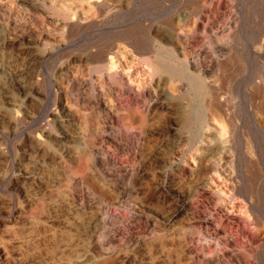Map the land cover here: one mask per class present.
Wrapping results in <instances>:
<instances>
[{"label":"rangeland","instance_id":"374dc122","mask_svg":"<svg viewBox=\"0 0 264 264\" xmlns=\"http://www.w3.org/2000/svg\"><path fill=\"white\" fill-rule=\"evenodd\" d=\"M17 2L0 0V264H264V0Z\"/></svg>","mask_w":264,"mask_h":264},{"label":"bare ground","instance_id":"6f19581e","mask_svg":"<svg viewBox=\"0 0 264 264\" xmlns=\"http://www.w3.org/2000/svg\"><path fill=\"white\" fill-rule=\"evenodd\" d=\"M35 1V0H34ZM38 1V0H37ZM61 1V0H60ZM89 1H91L93 4H95V5H97L98 3H100V0H89ZM108 1V0H107ZM16 2H17V0H16ZM6 3V2H5ZM18 3V2H17ZM35 3V2H34ZM48 3V2H47ZM53 3V2H52ZM61 4V3H60ZM63 4V3H62ZM9 5V4H8ZM37 5V4H36ZM57 5H59L58 3H57ZM90 5V4H89ZM94 5V6H95ZM114 5V4H113ZM4 6V5H3ZM19 6H21V5H19ZM31 6V5H30ZM42 6V5H41ZM40 6V7H41ZM92 6V5H91ZM98 6V5H97ZM2 7V6H1ZM16 7V6H15ZM43 7V6H42ZM45 7V6H44ZM61 7V6H60ZM99 7V6H98ZM6 8V7H5ZM14 8V7H13ZM110 8V7H109ZM25 9H26V7H25ZM41 9V8H40ZM63 9H64V7H63ZM96 9V8H95ZM4 10V9H3ZM2 10V11H3ZM15 10V9H14ZM94 10V9H93ZM102 10V9H101ZM104 10V9H103ZM1 11V12H2ZM22 11V10H21ZM46 11V10H45ZM0 12V13H1ZM24 12V11H23ZM27 12V11H26ZM47 12V11H46ZM97 12V11H96ZM103 12H105V11H103ZM3 13V12H2ZM14 13V12H13ZM21 13V12H20ZM48 13V12H47ZM23 14V13H22ZM21 14V15H22ZM37 14V13H36ZM24 15V14H23ZM31 15V14H30ZM30 17V16H29ZM36 17V16H35ZM34 17V18H35ZM39 17H41V16H39ZM49 17V16H48ZM93 17V16H92ZM24 18V17H23ZM42 18H44V17H42ZM47 18V17H46ZM94 18V17H93ZM99 18V17H98ZM15 19V18H14ZM55 19V18H54ZM2 20V19H1ZM32 20V19H31ZM43 20V19H42ZM47 20V19H46ZM58 20V19H57ZM56 20V21H57ZM15 21V20H14ZM23 21V20H22ZM21 21V22H22ZM69 21V20H68ZM97 21V20H96ZM45 22V21H44ZM49 22V21H48ZM47 22V23H48ZM52 22V21H51ZM61 22H63V21H61ZM71 22H73V21H71ZM75 22V21H74ZM4 23V22H3ZM80 23V22H79ZM95 23V22H94ZM10 24H11V22H10ZM9 24V25H10ZM14 24V23H13ZM24 24V23H23ZM32 24V23H31ZM33 24H35V23H33ZM87 24V23H86ZM20 25V24H19ZM25 25H27V24H25ZM41 25V24H40ZM45 25V24H44ZM71 26V25H70ZM72 26H74V25H72ZM80 25H78V27H79ZM86 26V25H85ZM69 27V26H68ZM81 27H82V25H81ZM58 28V27H57ZM28 29V28H27ZM55 29V28H54ZM75 29V28H74ZM85 29V28H84ZM70 30V29H69ZM15 31V30H14ZM29 31V30H28ZM52 31V30H51ZM57 31V30H56ZM61 31V30H60ZM83 31V30H82ZM4 32V31H3ZM16 32V31H15ZM54 32V31H53ZM175 32V31H174ZM73 33H75V32H73ZM66 34V33H65ZM175 34H176V32H175ZM1 35V34H0ZM5 35V34H4ZM54 35V34H53ZM2 36V35H1ZM35 36V35H34ZM60 36V35H59ZM71 36V35H70ZM28 37V36H27ZM38 39H39V37H38ZM177 39V38H176ZM1 41V40H0ZM46 42V41H45ZM12 43V42H11ZM38 43V42H37ZM2 44V43H1ZM140 44V43H139ZM174 45V44H173ZM126 46V45H125ZM142 46V45H141ZM143 46H146V45H143ZM123 47V46H122ZM136 47V46H135ZM120 48V47H119ZM125 48V47H124ZM140 48V47H139ZM1 49V48H0ZM5 49V48H4ZM3 49V50H4ZM7 49V48H6ZM114 49V48H113ZM112 49V50H113ZM128 49V48H127ZM38 50V49H37ZM42 50V49H41ZM102 50V49H101ZM120 49H118V51H119ZM137 50H139V49H137ZM1 51V50H0ZM51 51H52V49H51ZM96 51V50H95ZM94 51V52H95ZM114 51V50H113ZM122 51V50H121ZM127 51V50H126ZM44 52V51H43ZM100 52V51H99ZM138 52V51H137ZM145 53V51H142V52H139L140 54L141 53ZM38 53H39V51H38ZM91 53V52H90ZM7 54V53H6ZM47 54V53H46ZM53 54H54V52H53ZM103 54V53H102ZM106 54H108V53H106ZM126 54V53H125ZM148 54V53H147ZM95 55V54H94ZM98 55V54H97ZM145 55V54H144ZM12 56V55H11ZM41 56V55H40ZM51 56V55H50ZM50 56H48V57H50ZM100 56H101V53H100ZM125 56V55H124ZM5 57H6V55H5ZM48 57H47V59H48ZM52 58H54V57H52ZM99 59H100V57H98ZM102 61L105 59L104 58V56L102 55ZM110 58H112V56H110ZM13 59H14V57H13ZM50 59V58H49ZM95 59H96V57H95ZM127 59H128V57H127ZM6 61V60H5ZM4 61V62H5ZM31 61V60H30ZM49 61V60H48ZM110 61V60H109ZM8 63V62H7ZM27 63V62H26ZM46 63V62H45ZM103 63V62H102ZM13 64V63H12ZM42 64V63H41ZM191 64H193V62L191 63ZM9 65V64H8ZM0 66H2V64L0 65ZM44 66V65H43ZM108 66V65H107ZM151 67H152V70L153 71H157V69L156 68H158L157 66H154V65H152V63H151V65H150ZM162 66V65H161ZM213 66V65H212ZM5 67H6V65H5ZM23 67V66H22ZM61 67V66H60ZM163 67V66H162ZM193 67L194 68H196V65L195 64H193ZM26 68H27V66H26ZM63 68V67H62ZM64 69V68H63ZM26 70V69H25ZM67 70V69H66ZM65 70V71H66ZM161 70V69H160ZM167 70V69H166ZM64 71V72H65ZM70 71V70H69ZM161 71H164V70H161ZM11 73H13V72H11ZM16 73H18V72H16ZM19 73H21V72H19ZM127 73V72H126ZM131 73V72H130ZM63 75V74H62ZM127 75V74H126ZM26 76V75H25ZM5 77V76H4ZM4 77H2V78H4ZM24 77V76H23ZM1 78V77H0ZM12 78V77H11ZM14 78V77H13ZM25 78V77H24ZM132 78V77H131ZM160 78V77H159ZM8 79V78H7ZM16 78H14V80H15ZM118 79V78H117ZM120 79V78H119ZM125 79V78H124ZM123 79V80H124ZM128 79V78H127ZM177 79V78H176ZM13 80V79H12ZM13 80V81H14ZM17 80V79H16ZM15 80V81H16ZM164 80V79H163ZM12 81V82H13ZM24 81V80H23ZM121 81V80H120ZM129 81V80H128ZM128 81H126V82H128ZM131 81H133L132 79H131ZM1 82V81H0ZM7 83V82H6ZM129 83V82H128ZM132 83V82H131ZM163 83V82H162ZM167 84V91H166V94H168V96H174L175 94H177L179 91H180V84H179V82H176L175 80H173V79H170L169 80V82L168 83H166ZM14 85V84H13ZM22 85H23V83H22ZM128 85V84H127ZM131 85V84H130ZM160 85V84H159ZM19 86V85H18ZM153 86V85H152ZM20 87V86H19ZM28 87V86H27ZM151 88V87H150ZM155 88V87H154ZM2 89V88H1ZM150 90V89H149ZM148 90V91H149ZM184 90V89H183ZM33 91V90H32ZM150 93V92H149ZM163 93V92H162ZM28 95V94H27ZM162 95V94H161ZM13 96V95H12ZM149 96V95H148ZM14 97V96H13ZM159 97H160V95H159ZM161 98V97H160ZM159 98V99H160ZM148 99V98H147ZM161 99H163V98H161ZM153 101V100H152ZM178 102V101H177ZM161 103V102H160ZM151 106V105H150ZM153 106V105H152ZM160 106V105H159ZM168 106V105H167ZM212 106V105H211ZM223 106V105H222ZM11 107H13V106H11ZM66 107H68V106H66ZM165 108V107H164ZM69 109V108H68ZM22 110V109H21ZM28 110V109H27ZM26 111V110H25ZM4 112V111H3ZM17 112V111H16ZM24 112V111H23ZM22 112V113H23ZM28 112V111H27ZM8 113V112H7ZM65 113V112H64ZM16 114V113H15ZM19 114H20V112H19ZM6 115V114H5ZM28 115V114H27ZM60 115V114H59ZM58 116V115H57ZM129 116H131V115H129ZM17 117V116H16ZM60 117H61V115H60ZM66 117V116H65ZM69 117H70V115H69ZM71 119V118H70ZM17 121V120H16ZM18 122V121H17ZM62 124V123H61ZM60 124V125H61ZM63 126V125H62ZM216 128V127H215ZM62 130H63V128H62ZM174 130H176V129H174ZM182 130V129H181ZM225 130H226V127L225 126H222V133H225ZM84 131V130H83ZM212 131V130H211ZM67 133H68V131H66ZM64 133V132H63ZM79 133V132H78ZM178 133V132H177ZM65 134V133H64ZM69 134V133H68ZM60 135V134H59ZM207 135V134H206ZM62 136V135H61ZM78 136V135H77ZM82 136V135H81ZM181 136H183V135H181ZM41 137V136H40ZM208 137H209V135H208ZM225 137V136H224ZM55 138V137H54ZM83 138V137H82ZM210 138V137H209ZM36 139V138H35ZM38 139V138H37ZM57 139V138H56ZM55 139V140H56ZM97 139V138H96ZM202 139V138H201ZM229 139V138H228ZM47 140V139H46ZM59 140V139H58ZM213 140H214V138H213ZM38 141H39V139H38ZM54 141V140H53ZM66 141V140H65ZM204 141H205V139H204ZM204 141H202V142H204ZM57 142H59V141H57ZM67 142V141H66ZM35 143V142H34ZM41 143V142H40ZM63 145V144H62ZM66 145V144H65ZM97 145V144H96ZM49 146V145H48ZM98 146V145H97ZM201 146H203V145H201ZM226 140H225V142H222V143H219V145L217 146V148H214L213 150H211V152H210V154H209V162L207 163L208 165H206V166H209L210 168H212V169H214V168H216L217 169V158H216V154H218L219 152H223L224 151V149L226 148ZM65 148H67V147H65ZM205 147H203L202 149H204ZM207 148V147H206ZM97 149V148H96ZM99 149V148H98ZM212 149V148H211ZM61 150V149H60ZM207 150V149H206ZM231 150V149H230ZM68 151V150H67ZM98 152H99V150H97ZM229 151V150H228ZM35 152V151H34ZM71 152V151H70ZM96 154H98V153H96ZM207 154V153H206ZM235 154V153H234ZM31 155V154H30ZM208 155V154H207ZM39 156V155H38ZM60 156V155H59ZM61 157V156H60ZM63 157V156H62ZM85 157V156H84ZM250 157V156H249ZM53 158V157H52ZM206 158V157H205ZM28 159V158H27ZM56 159V158H55ZM63 159V158H62ZM49 160V159H48ZM205 160V159H204ZM199 161V160H198ZM200 161H201V159H200ZM34 162V161H33ZM85 162V161H84ZM202 162V161H201ZM234 162V161H233ZM35 163V162H34ZM206 163V162H205ZM244 163H245V161H244ZM24 164H26V163H24ZM30 163H28V165H29ZM231 164V163H230ZM37 166V165H36ZM35 166V167H36ZM246 166H248V165H246ZM25 167V166H24ZM29 167V166H28ZM45 168H47V166H44ZM26 168V167H25ZM37 168V167H36ZM236 168V167H235ZM27 169V168H26ZM66 169V168H65ZM209 169V168H208ZM48 170V169H47ZM200 170V169H199ZM237 170V169H236ZM29 171V170H28ZM28 171H27V173H28ZM38 171V170H37ZM43 171V170H42ZM25 173V172H24ZM41 173V172H40ZM213 173V172H212ZM30 174V173H29ZM57 174H59V173H57ZM61 174V173H60ZM219 174H220V172H219ZM237 174V173H236ZM243 174V173H242ZM34 176V175H33ZM245 176V175H244ZM57 177V176H56ZM59 177V176H58ZM224 177V176H223ZM234 177V176H233ZM43 178V177H42ZM47 178H49L48 176H47ZM90 178V177H89ZM54 179V178H53ZM52 179V180H53ZM56 179V178H55ZM227 179V178H226ZM237 179V178H236ZM32 180V179H31ZM38 180V179H37ZM47 180V179H46ZM210 180V179H209ZM212 180V179H211ZM210 180V182H212ZM30 181V180H29ZM40 181H41V177H40ZM228 181H230V180H228ZM240 181V180H239ZM261 181V180H260ZM49 182H50V180H49ZM53 182V181H52ZM91 182V181H90ZM56 183V182H55ZM202 183V182H201ZM250 183V182H249ZM200 185V184H199ZM241 185V184H240ZM248 185V184H247ZM242 186V185H241ZM209 187V186H208ZM220 188V187H219ZM239 188V187H238ZM252 188V187H251ZM218 190V189H217ZM239 190V189H238ZM213 191H214V189H213ZM212 191V192H213ZM224 191V190H223ZM222 191V192H223ZM250 190H249V187H248V192H249ZM207 192V191H206ZM211 192V191H210ZM241 192H242V190H241ZM250 193V192H249ZM252 193V192H251ZM241 194V193H240ZM252 195V194H251ZM222 197V196H221ZM246 198V197H245ZM252 198V197H251ZM249 203V202H248ZM253 203V202H252ZM65 205V204H64ZM59 206V205H58ZM252 206V205H251ZM264 215V214H263ZM264 220V219H263ZM260 230V229H259ZM262 230V229H261ZM94 231H95V229H94ZM92 232V231H91ZM92 234H93V232H92ZM97 244H99V243H97ZM84 248V247H83ZM85 250V249H84ZM88 258V257H87ZM90 258V257H89ZM91 260V259H90ZM75 262V261H74ZM88 262V261H87Z\"/></svg>","mask_w":264,"mask_h":264}]
</instances>
